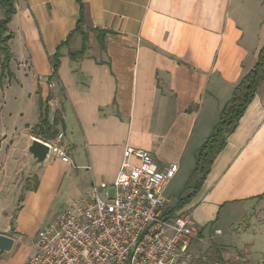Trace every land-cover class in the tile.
<instances>
[{
  "label": "crops",
  "instance_id": "0c3cea01",
  "mask_svg": "<svg viewBox=\"0 0 264 264\" xmlns=\"http://www.w3.org/2000/svg\"><path fill=\"white\" fill-rule=\"evenodd\" d=\"M81 1L88 37L83 55V35L75 32L77 0L14 3L8 62L0 65V153L7 146L11 155L18 152L31 164L26 149L38 139L58 144L70 162L50 156L34 171L16 161L21 168L16 175L27 169L28 183L34 172L37 180L27 187L17 228L0 231L15 239L0 264L26 262L38 221L63 193L73 204L94 184L114 183L127 147L151 153L161 170L178 165L164 190L168 201V193L177 196L167 215H191L204 240L222 236L220 225L234 216L259 214L264 208L258 199L264 195V81L227 131L225 148L196 192L201 176L194 170L198 152L264 48V0ZM5 12L0 3V21ZM101 32H108L104 46ZM51 82H56L53 89ZM59 133L64 138L56 141Z\"/></svg>",
  "mask_w": 264,
  "mask_h": 264
},
{
  "label": "built area",
  "instance_id": "2783aa9c",
  "mask_svg": "<svg viewBox=\"0 0 264 264\" xmlns=\"http://www.w3.org/2000/svg\"><path fill=\"white\" fill-rule=\"evenodd\" d=\"M63 138L59 133L56 141ZM46 144L48 157L70 162L58 144ZM177 170V164L161 170L151 153L127 147L114 183L94 184L62 210L37 234L24 264H191L199 230L191 215L169 217L164 197Z\"/></svg>",
  "mask_w": 264,
  "mask_h": 264
},
{
  "label": "rangeland",
  "instance_id": "374dc122",
  "mask_svg": "<svg viewBox=\"0 0 264 264\" xmlns=\"http://www.w3.org/2000/svg\"><path fill=\"white\" fill-rule=\"evenodd\" d=\"M10 108L5 107L7 110ZM17 160H21L20 162L25 164L28 167L27 169L37 170L36 166L30 164L26 158L19 157L18 152L14 155L7 152V146L0 153V231L4 230L7 225L17 228V221L23 209V202L26 198L24 195L26 194L27 187L33 186L37 180L36 173L34 172L31 177L33 179L28 183V180L25 179L28 174L27 169H22L23 175H16L15 169H21L18 167ZM2 165H6L8 169L6 176L2 174ZM167 196L170 198L169 205L175 202L177 198V196L170 195V193ZM72 202L73 200L68 199L65 193L59 196L51 212L44 218H41V221H38L34 235L37 236L40 231L50 227L59 213L71 205ZM220 228L223 231L222 236H211L210 239L204 240V237L199 235V238L192 243L189 251L194 255L191 264L263 263L264 208L254 217H251L249 214L244 217L234 216V218L229 220V224L222 223ZM27 236L29 239L28 243H30L32 237L29 238V236L31 234H27ZM13 254H16V252ZM4 260H9V257L5 256ZM10 264H16V261Z\"/></svg>",
  "mask_w": 264,
  "mask_h": 264
},
{
  "label": "trees",
  "instance_id": "16d2710c",
  "mask_svg": "<svg viewBox=\"0 0 264 264\" xmlns=\"http://www.w3.org/2000/svg\"><path fill=\"white\" fill-rule=\"evenodd\" d=\"M16 0H1V6L5 9L4 19L0 21V65L6 67L8 62V50L7 43L11 40V36L7 35L8 33V25L11 21L12 16L15 14L14 3ZM80 6V20L77 24L75 32L82 33L83 35V48L80 52L83 55L86 51L88 37L82 31L84 26L83 20V10L84 6L81 0H77ZM108 32L100 33V41L102 46L103 44V35ZM69 41V40H68ZM68 43V42H67ZM1 56H4L3 61L1 60ZM59 54L57 53L54 60L53 65V75L57 76V71L59 69ZM264 81V48L261 50L258 61L254 69L248 73L241 82L236 86L233 96L229 103L223 109L220 120L218 124L215 126L214 131L211 137L204 143L203 147L197 154L196 167L194 170L195 175H200L201 180L195 187V192L200 188L202 182L206 178V176L210 173L211 166L215 157L225 148L226 146V133L229 129H232L239 119L243 116L249 104L255 97V94ZM194 192V193H195ZM259 200H264V195L258 198ZM188 199L179 202V207H182L184 203H186Z\"/></svg>",
  "mask_w": 264,
  "mask_h": 264
},
{
  "label": "water",
  "instance_id": "95a60500",
  "mask_svg": "<svg viewBox=\"0 0 264 264\" xmlns=\"http://www.w3.org/2000/svg\"><path fill=\"white\" fill-rule=\"evenodd\" d=\"M26 151L27 155H29L31 158L32 165H41L48 159L49 147L46 143L38 139L31 140L30 145L27 147ZM14 245V238L0 234V257L3 254L11 253L13 251Z\"/></svg>",
  "mask_w": 264,
  "mask_h": 264
}]
</instances>
